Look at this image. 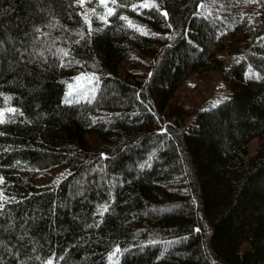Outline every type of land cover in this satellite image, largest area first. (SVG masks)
Wrapping results in <instances>:
<instances>
[{
	"label": "trees",
	"instance_id": "obj_1",
	"mask_svg": "<svg viewBox=\"0 0 264 264\" xmlns=\"http://www.w3.org/2000/svg\"><path fill=\"white\" fill-rule=\"evenodd\" d=\"M107 3L0 0V264H264V0Z\"/></svg>",
	"mask_w": 264,
	"mask_h": 264
},
{
	"label": "rangeland",
	"instance_id": "obj_2",
	"mask_svg": "<svg viewBox=\"0 0 264 264\" xmlns=\"http://www.w3.org/2000/svg\"><path fill=\"white\" fill-rule=\"evenodd\" d=\"M83 5H85L90 12H93L95 16V22L91 21V25L93 30L98 28L101 25L107 23L110 14L109 9L113 8L107 3V0L104 4L100 3V0H82ZM93 80L89 77H82L79 79L74 85L70 87L68 92V100L69 101H78L85 97V95L92 89ZM223 83H215L214 74L213 73H205L203 79H197L195 76L189 78L179 94L177 95L178 100H182L184 102H191L192 104L200 103V101H210L214 96L218 95L220 91V87ZM0 119L4 120L5 112H0ZM259 145V140L254 139L249 143V156L254 153ZM0 203L4 199V195L0 190ZM52 264V263H51Z\"/></svg>",
	"mask_w": 264,
	"mask_h": 264
},
{
	"label": "snow or ice",
	"instance_id": "obj_3",
	"mask_svg": "<svg viewBox=\"0 0 264 264\" xmlns=\"http://www.w3.org/2000/svg\"><path fill=\"white\" fill-rule=\"evenodd\" d=\"M106 2V0H100V3L104 4ZM116 0H113V3H115ZM146 5H141V7H144ZM112 13V9H109V13L108 14H111ZM163 15L167 16V13H163ZM121 19H127L126 17H120ZM2 115V114H0ZM0 123H3V120L0 119ZM0 183H2V179H0ZM0 199H2V196H0ZM49 264H51V262H49Z\"/></svg>",
	"mask_w": 264,
	"mask_h": 264
}]
</instances>
